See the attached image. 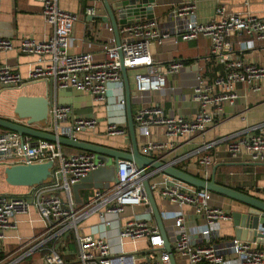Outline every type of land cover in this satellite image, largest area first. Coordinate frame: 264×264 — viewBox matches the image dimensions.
Returning a JSON list of instances; mask_svg holds the SVG:
<instances>
[{"label":"built area","instance_id":"built-area-1","mask_svg":"<svg viewBox=\"0 0 264 264\" xmlns=\"http://www.w3.org/2000/svg\"><path fill=\"white\" fill-rule=\"evenodd\" d=\"M34 1L40 4L41 15L52 29V34L43 42L31 38L19 41V53L37 57L28 79L46 80L55 87L73 88L91 95L96 103L106 100L110 85L120 84V66L127 70L151 67L156 72L150 50L152 44L161 46L169 38L174 45L200 38L208 41V52L218 68L211 78L202 76V71L196 74L195 84L191 88L195 114L191 118H184L166 113L160 104L142 107L134 115L133 121L137 132L143 137L150 136L155 127H162L169 138L201 136L221 116L224 105H231L237 99L236 85L244 86L254 95L264 88V67L240 59L233 53L229 41V38H237L239 50L250 48L252 42H264V19L250 15H227L224 7L218 6L214 10L215 18L199 22L195 0H182L169 11L170 25L167 30H161L155 19L124 25L119 30L120 46L106 48L104 59L95 62L89 54H71L68 51L73 41L72 29L77 15L62 10L59 0ZM86 13L94 15L93 8ZM13 48L10 39L0 38V50L9 51ZM184 68L182 62L172 60L164 66L163 74L179 75ZM138 81L141 82V92L151 90L159 93L167 90L170 95L176 92L172 86L164 88V80L158 75H154L149 84L143 83L141 78ZM22 83L23 78L13 64L0 63V93L17 88ZM119 103L123 106L124 102L120 100ZM49 115L53 120L52 133L56 136L75 138L79 133L94 130L97 125L94 117L75 115L72 106L54 104L49 109ZM250 130L249 135L239 134L226 141L225 152L230 159L243 155L251 164L263 161L264 123L260 128ZM126 134L125 128L117 122H108L105 131L107 138ZM165 147L161 143L149 142L142 145L140 153L155 159V154ZM209 147L210 144H207L201 148L198 159L203 180L209 179L214 168L210 156L203 154L209 151ZM176 162L178 160L169 164L175 166ZM45 163L51 164L49 182L28 188L21 195L0 197V241L4 239L5 231L15 228L11 219L26 215L30 208H35L45 222V229L38 237L18 248L15 258L0 260V264H20L41 250H46L41 264H170V256L163 249V241L152 219L143 187L144 177L133 162L116 161L117 182L110 184L107 190L95 191L90 202L80 207L73 201L71 187L104 163L96 166L92 153L66 155L56 143L0 129V164ZM144 171L152 193L169 204L191 206L195 217L203 222L201 242L195 243L185 230L183 219L177 218V234L171 242L174 257H185L189 264H264V243L232 238L219 246L211 241L217 223L229 219L221 207L211 204L213 194L192 188L149 167ZM225 174L229 179L232 177V173ZM128 207H141L145 215L134 216L122 223L120 217ZM93 215L99 219L97 231L116 233V246H112L105 235L83 236L79 233V224ZM255 234L264 238V227L257 226ZM140 241L146 243L145 252L124 250V244L135 245ZM71 243L73 249L69 247ZM68 250L73 253L69 254Z\"/></svg>","mask_w":264,"mask_h":264},{"label":"crops","instance_id":"crops-1","mask_svg":"<svg viewBox=\"0 0 264 264\" xmlns=\"http://www.w3.org/2000/svg\"><path fill=\"white\" fill-rule=\"evenodd\" d=\"M147 1V0H144ZM110 4L116 0H108ZM149 9L153 19L157 20L161 30H167L170 23L169 11L182 0H148ZM196 16L199 22H206L213 18L214 10L223 6L225 14L239 16H254L264 19V0H195ZM62 10L76 14L78 19L73 26V41L69 48L71 54H89L93 61L100 62L104 59L105 49L117 45V39L110 22H103L100 18L107 17V12L102 0H59ZM93 8L94 15H88L86 11ZM91 16L93 19H91ZM122 27V26H121ZM119 27V30L121 29ZM52 34V29L41 15V6L34 0H0V38L10 39L14 48L9 51L0 50V63H11L23 78V83L13 89H7L0 94V117L23 124L25 121H17L13 109L16 99L20 96L37 97L49 95V109L52 105L72 106L73 113L79 117H94L97 120L96 128L92 131L79 133L75 139L92 142L104 147L118 150L124 153L131 152V142L128 135L127 109L129 102L132 117L142 107L160 104L166 113L191 118L196 112V106L191 100V88L195 84L196 74H199L208 56L209 43L200 38L193 42H179L174 45L172 39H167L161 46L152 44L151 54L155 60L156 72L151 67L127 70L126 80L121 74L120 84L109 86L106 100L96 103L93 97L84 92H78L73 88L55 87L52 82L40 80L31 81L29 73L34 67L37 57L22 55L18 52V44L22 38H31L37 42L47 41ZM120 37V34H119ZM121 38V37H120ZM236 56L243 61L252 62L264 67V42H252L251 47L237 50ZM188 62L183 64L185 68L179 75L165 76L163 68L169 61ZM121 73V72H120ZM158 75L164 80V88L172 86L175 94L170 95L167 90L152 92L151 90L139 91L141 81L145 84L151 82V78ZM139 76V77H138ZM49 92V93H48ZM237 99L231 105H224L223 113L214 121L209 129L201 136L175 137L165 136L162 127H155L148 137H143L138 132L136 141L141 152L142 145L152 142L161 143L166 147L155 154V159L164 163L176 162L175 167L193 176L204 179L199 157L201 148L210 144L208 154L214 164V181L231 189H241L250 197L264 202V159L258 164L249 163L246 156H239L232 160L225 152L226 141L236 135H249L254 127L260 128L264 123V88L257 94L249 93L242 85L235 86ZM122 100L123 106L120 105ZM109 121L117 122L127 131L126 136L107 138L106 126ZM33 129L53 132V120L49 115L47 123H35ZM224 139L223 141H220ZM233 139V138H232ZM115 161L112 159V167ZM7 167L0 164V197H12L15 194H24L27 187L9 186L3 176V170ZM213 168V167H212ZM213 168V169H214ZM210 176L212 174V170ZM226 173H232L229 179ZM209 176V177H210ZM106 176H103V178ZM99 187L98 182H85L84 185ZM80 191L83 207L87 205L94 192ZM101 191V190H100ZM21 192V193H20ZM242 193V192H241ZM8 195V196H4ZM154 200L162 216L165 230L170 242L177 234L175 222L178 217L183 219V226L195 243L201 242L200 231L202 220L195 217L191 206H177L162 200L153 193ZM17 196V195H16ZM211 204L221 207L229 215V219L217 223L213 232V243L223 244L233 238V226L230 215L242 212L245 206L231 200L212 195ZM145 215L141 207H128L120 217L124 223L134 216ZM153 219V217H152ZM154 222V219H153ZM15 228L4 233V239L0 241V260L7 261L16 257V250L38 237L45 229V222L40 218L35 208H30L26 215H17L11 219ZM99 219L93 215L79 224V233L83 236L100 234L116 246V233L113 231H97ZM155 223V222H154ZM220 240L215 242L214 240ZM146 243L138 242L124 244L127 252H145ZM115 249V248H113ZM5 261V262H7ZM176 264H189L185 257H175Z\"/></svg>","mask_w":264,"mask_h":264},{"label":"water","instance_id":"water-1","mask_svg":"<svg viewBox=\"0 0 264 264\" xmlns=\"http://www.w3.org/2000/svg\"><path fill=\"white\" fill-rule=\"evenodd\" d=\"M102 2L107 12V17H101L100 19L103 22H110V24L112 25L117 39V46H120L119 27L139 21L153 19L152 12L148 6V4H150L148 0H116V2H114L113 4H110L108 0H102ZM91 19H93L92 16ZM119 52L121 62V51ZM120 72L126 80L127 69L120 66ZM49 105V95L42 97L20 96L16 99L13 112L14 115H16L17 121L25 122L21 124L0 117V129L15 132L21 136H29L34 139L53 142L61 147H69L82 152L109 157L115 161V165L113 168L108 170V174L105 178H109L107 181L113 178V183L117 182L116 161L128 160L133 162L140 175L144 177L143 187L147 196V202L151 208L152 217L154 219L156 227L158 228L159 235L163 241V249L170 256V264H176L175 257L172 252V244L165 230L162 216L158 210V207L156 206L154 195L150 190L149 180L147 179L146 173L144 171L146 167L157 170L166 176L179 180L192 188L207 191L213 195L231 200L245 206L244 211L235 212L230 215L233 226V238L240 241H255L260 244L264 243L263 236L260 235L258 237L255 234V229L257 226L264 227V202L229 187L217 184L214 181L213 176L215 168L212 170V174L209 179L203 180L199 177L193 176L181 169L176 168L172 164H167L142 155L139 151L136 141L137 130L133 121L129 102H127L126 104V109L128 135L131 142L130 153H124L94 143L78 140L72 136H56L54 133L33 129L32 125H34L35 123H47L49 119ZM50 168V163L34 165H12L4 168L3 176L5 182L9 186L33 188L50 181ZM98 172L99 171L93 173V177L90 176L88 179L82 180L81 185H78L77 188L83 190L93 188L90 185H84L85 182L90 183L93 181H99L101 184H104V182H106L105 180H102L104 179V171L101 172L102 176H100ZM108 183L112 184L111 182ZM94 189H98V187Z\"/></svg>","mask_w":264,"mask_h":264},{"label":"trees","instance_id":"trees-1","mask_svg":"<svg viewBox=\"0 0 264 264\" xmlns=\"http://www.w3.org/2000/svg\"><path fill=\"white\" fill-rule=\"evenodd\" d=\"M229 41H230L233 53L235 54L236 51L238 50L237 38H235V37L229 38ZM186 63H188V62H184L183 64H186ZM217 68L218 67L215 64L213 57L208 52V56H207V58H206V60L204 62V66H203V69H202V76H207V77L211 78L212 75L217 71ZM90 143H92V142H90ZM97 145H99V144H97ZM62 152L64 154H66V155L82 153V151L75 150V149H72V148H69V147H62ZM177 168H181V166H177ZM226 172L227 171H225V173ZM234 190L244 193L241 189H238V188H235ZM16 195H21V194H15L13 196H16ZM4 196H8V195H4ZM211 241L213 242V239ZM214 241L217 243L220 240H216L215 239ZM69 247H70V249H73L74 245L71 243V244H69ZM45 253H46V250L38 251V252L28 256L24 260H22L20 262V264H41L42 257L44 256Z\"/></svg>","mask_w":264,"mask_h":264},{"label":"rangeland","instance_id":"rangeland-1","mask_svg":"<svg viewBox=\"0 0 264 264\" xmlns=\"http://www.w3.org/2000/svg\"><path fill=\"white\" fill-rule=\"evenodd\" d=\"M4 91H2L1 93H3ZM0 93V94H1ZM2 95V94H1ZM99 163H104L103 166H98L96 170L92 171L86 178L84 179H88L90 176L93 177V173L99 171L98 173L100 174V176H102L101 172L104 171V176H107V172L108 170H110L112 167V159L109 158V157H106V156H103V155H98V154H95V164L96 166L99 164ZM113 170V169H112ZM83 179V180H84ZM109 178H105L102 179V180H105L106 182H104V184H101L100 182V186L101 188L98 187V189L104 191V190H107L109 188V185L110 183L108 182H111L113 183V178H111V180L107 181ZM82 182V181H81ZM81 182L76 184L75 186H72L71 187V196L73 198V200L77 203V204H81L82 203V199L80 197V191H84L83 189H78L77 186L78 185H81ZM90 186H92L93 188H90V189H87V191H93L94 188H97V187H94L93 185L89 184ZM96 189V190H98ZM68 253L69 254H72L73 252L71 250H68Z\"/></svg>","mask_w":264,"mask_h":264}]
</instances>
